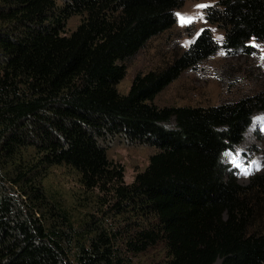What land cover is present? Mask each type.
<instances>
[{
	"label": "trees",
	"instance_id": "trees-1",
	"mask_svg": "<svg viewBox=\"0 0 264 264\" xmlns=\"http://www.w3.org/2000/svg\"><path fill=\"white\" fill-rule=\"evenodd\" d=\"M185 1L0 0V264H136L158 247L153 264H264V169L240 183L225 160L264 112V82L215 105L155 103L219 50L253 54L264 0H213L220 41L204 27L116 87ZM114 139L154 149L130 183ZM53 167L75 177L71 203L46 187Z\"/></svg>",
	"mask_w": 264,
	"mask_h": 264
},
{
	"label": "rangeland",
	"instance_id": "rangeland-1",
	"mask_svg": "<svg viewBox=\"0 0 264 264\" xmlns=\"http://www.w3.org/2000/svg\"><path fill=\"white\" fill-rule=\"evenodd\" d=\"M213 0H186L181 8L175 10L176 23L164 33L147 41L134 56L125 62L126 73L117 84L121 93L129 90L132 79L138 72L163 65L173 54V46L186 48L196 38L197 33L204 27L211 29L214 39L220 41L221 31L204 20L205 8L197 5H211ZM177 14L185 17L197 18L190 24L182 25ZM73 17L68 22V28L78 23ZM254 47L253 54L244 55L240 52L228 54L219 50L215 55L201 62L196 69L187 70L178 79L173 81L155 98L158 105H215L223 101L240 98L243 94L252 93L260 88L264 82V42L254 39L249 41ZM173 125V123H171ZM259 134V135H258ZM108 157L121 163L124 167V180L130 183L137 171L143 170L148 163L149 156L154 149L143 145H128L122 139L106 141ZM264 149V112H257L253 125L245 133L244 140L230 153L225 160L234 164L239 170L238 181L247 182L246 171L264 169L262 152ZM46 187L58 190L69 199L70 193L77 190L75 177L63 169L53 167L45 179ZM66 199V200H67ZM70 200L69 199V203ZM68 201V200H67ZM161 254L160 248L149 249L144 254L133 257L136 264H153Z\"/></svg>",
	"mask_w": 264,
	"mask_h": 264
},
{
	"label": "snow or ice",
	"instance_id": "snow-or-ice-1",
	"mask_svg": "<svg viewBox=\"0 0 264 264\" xmlns=\"http://www.w3.org/2000/svg\"><path fill=\"white\" fill-rule=\"evenodd\" d=\"M196 7L197 8H205V7H207V5L201 4V5H197ZM177 16H178L179 22L182 25H184V24H190V23H192L197 18L203 19L202 16L201 17H195V16H193V17H185L182 14H177ZM201 31H203V30H201ZM197 35H199V33H197ZM253 46H256V45L253 44ZM248 174H250V170L249 171H246L244 173V175H248Z\"/></svg>",
	"mask_w": 264,
	"mask_h": 264
}]
</instances>
